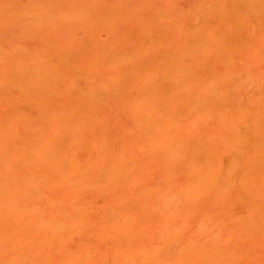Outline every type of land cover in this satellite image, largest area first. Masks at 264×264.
<instances>
[{"label": "rangeland", "instance_id": "374dc122", "mask_svg": "<svg viewBox=\"0 0 264 264\" xmlns=\"http://www.w3.org/2000/svg\"><path fill=\"white\" fill-rule=\"evenodd\" d=\"M224 1L0 0L3 62L43 67L44 58L58 63L56 52L65 57L50 66L46 93L14 84L0 63V174L8 175L0 178V196L12 198L5 208L0 204V264H264V160L252 154L264 146V0ZM224 4L228 11L219 10ZM22 8L20 16L11 15ZM100 13L112 15L111 22L98 21ZM63 14L67 19L58 22ZM143 31L162 39L139 44ZM116 53L123 57L112 67L99 65ZM167 53L176 55L178 70L189 66L195 75L190 83L168 84L158 64ZM197 74L207 78L199 81ZM202 80L211 86L205 93H212L204 98L196 93ZM92 86L97 100L88 103ZM235 110L245 129L262 130L256 143L242 145L251 150V180L262 173L241 189L226 173L219 180L217 170L214 185L191 191L193 174L211 179L212 167L225 169L229 153L236 154L223 148L239 132ZM148 112L179 126L185 121L188 138L185 133L178 143L187 150L206 142L218 150V159L214 151L209 159L197 152L204 159L199 166H212L210 176L204 168V177L194 172L186 146L180 152L178 144L165 148V139L156 143L163 132L150 145L146 134L154 132L141 123ZM51 132L43 157L32 160L43 133ZM90 141L99 147L89 148ZM20 170L36 180L28 182ZM54 176L60 183L52 182ZM55 222L60 228L52 231Z\"/></svg>", "mask_w": 264, "mask_h": 264}, {"label": "bare ground", "instance_id": "6f19581e", "mask_svg": "<svg viewBox=\"0 0 264 264\" xmlns=\"http://www.w3.org/2000/svg\"><path fill=\"white\" fill-rule=\"evenodd\" d=\"M231 2L232 3V1L231 0H228V2ZM237 1V0H236ZM240 1H244V0H240ZM247 1H249V0H247ZM227 1L225 0L224 1V3L225 4H227L226 3ZM236 3H239V0L236 2ZM236 3H233V5H235ZM256 3V2H255ZM225 4L224 5H220V9L219 10H223V9H221V7L222 8H224L225 10L224 11H228L227 9H228V7L229 6H227L226 8L224 7L225 6ZM241 4H242V2H241ZM240 3H239V5H241ZM259 4V2H257V5ZM227 5H229V4H227ZM232 5V4H231ZM235 6H238V5H235ZM259 6V5H258ZM238 7H240V6H238ZM235 8L236 7H234V9H233V11L235 10ZM230 10V9H229ZM231 11V10H230ZM229 11V12H230ZM232 11V12H233ZM219 12V11H218ZM222 14H225V12H223V11H220ZM219 12V15L221 14ZM231 12V13H232ZM10 13H11V15L13 16V17H17V16H20V14L21 13H23V8L22 9H20V10H11L10 11ZM73 13V12H72ZM228 13V12H227ZM226 13V14H227ZM230 13V14H231ZM67 14V13H66ZM103 14V13H102ZM102 14L100 13L99 15H98V17H100L102 20H100V18H98L97 17V20L98 21H101V22H106L107 21V23H110L111 22V19L113 18L112 17V15H110V14H104L103 16H102ZM229 14V15H230ZM65 14H63V16H64ZM75 15V14H74ZM61 16V15H60ZM63 16H61V17H63ZM61 17L59 18V17H57V18H59L57 21L59 22V20L61 21V20H64V19H67V17L65 18V16H64V18H62L61 19ZM227 17L228 16H226V19H227ZM231 17V16H230ZM241 17H243V16H241ZM44 18H46V17H44ZM43 18V19H44ZM69 19V18H68ZM231 19V18H230ZM232 19H234L235 20V18H233L232 17ZM237 20H239V18H236ZM241 20H243V18H240ZM56 20V19H55ZM110 20V21H109ZM234 20H232V21H234ZM51 21V20H50ZM230 21V20H229ZM231 21V22H232ZM58 22H56V23H58ZM242 22V21H241ZM237 23H239V22H237ZM148 38L149 39H157V41H160L161 39H162V35L160 34V33H158V36L157 37H155V38H152V36H150L146 31H143L142 32V36H141V40H140V42H139V44H143V43H146L147 42V40H148ZM64 51H65V54H66V50L64 49ZM58 56V58H57V60H58V63H61V62H63L64 60H65V57L61 54V53H58V52H56V57ZM176 55H174V54H171V53H167L165 56H164V59H161V61H158V64L161 66V67H163V69H164V71L166 72V74H167V76H168V84H170L171 86H173V87H178V86H181V85H183V84H185L186 82H188V83H190L191 81H192V79L194 78V74L192 73V71H191V69L189 68V66L187 67V68H189V69H187L186 67H184V70H178L177 68L178 67H180V66H178V67H174V60H172L174 57H175ZM121 57H123L122 56V54H120V53H116L115 55H110L109 57H108V60L106 61V63H102V64H99L102 68H105V67H112V66H110V64L111 63H116L119 59H121ZM44 58V57H43ZM3 59H4V54H3V52H2V50H0V63L2 62L3 64H4V66H3V71L6 73L7 72V74L8 75H10L11 77H13V79H11V81L14 83V84H16L17 82H19V84L22 86V87H26V88H28L30 91H29V93L30 94H34L35 93V91L37 92L38 90H42L43 91V93H46V92H48V82L51 80V78H52V75H51V73H50V71H51V67L50 66H54L55 64H58L57 63V61H55V62H53L51 59H49V58H44L43 60H41L40 61V63H42L44 66L43 67H36V65L37 64H35V65H32L31 66V63H28V62H23V63H21V62H19L18 60H15L16 62H13V61H10V62H3ZM227 60H228V58H227ZM115 61V62H114ZM113 66H114V64H112ZM202 75L203 74H197V79L199 78V81H201L200 79L202 78ZM203 77H204V75H203ZM207 78V77H206ZM205 77H204V79L203 80H205L206 79ZM202 80V88L201 89H197V91L198 92H196L197 94H198V96H202V94H203V98H204V95H206V94H209V92L211 91L209 88H211V86L210 87H208L207 88V86H208V84H205L206 83V81H203ZM105 82H103V83H101V84H104ZM97 85V83H94V85ZM233 85V84H232ZM98 86H100L99 85V83H98ZM236 86H240V85H237V83H236ZM93 87V86H92ZM93 88H95V89H93ZM93 88H91V90H90V92H88V94L86 93L85 94V98H87L89 101H87V99H86V101L88 102V103H91V100H92V102H95L94 100H93V97H94V99L96 98V100H97V96H95V95H97V94H94L95 92H97L96 91V88H97V86L95 87H93ZM227 88L229 89V87L227 86ZM233 88H234V86H233ZM207 89H209L208 90V93H205L206 91L205 90H207ZM234 90V89H233ZM240 90V89H239ZM49 92H52V90H49ZM94 92V93H93ZM65 93H66V91H65ZM65 93H63V96H65L64 94ZM205 93V94H204ZM211 93V92H210ZM197 94H196V96H197ZM212 94V93H211ZM66 95H68V94H66ZM88 95V96H87ZM87 96V97H86ZM197 96V97H198ZM208 95H206L205 97H207ZM67 96L66 97H64V99H65V101L67 102ZM196 98V97H195ZM203 98H201L200 99V97H198L197 99H196V101L198 100V99H200V100H198L199 101V103L201 104V101L203 100ZM209 98V97H208ZM250 100V99H249ZM149 100H146V102H148ZM149 102H151V101H149ZM203 103H204V101H202ZM195 103V102H194ZM198 103V102H197ZM197 103H196V105H197ZM239 103V102H238ZM151 105H149V104H145L147 107H151L152 106V102L150 103ZM221 104V103H220ZM205 105V104H204ZM239 105L240 104H238V107H239ZM195 106V105H194ZM203 106V105H202ZM201 106V107H202ZM207 106V105H206ZM240 106H242V105H240ZM136 107V106H135ZM153 107V106H152ZM199 107H200V105H199ZM209 107V106H208ZM195 108H196V106H195ZM219 108H221V107H219ZM207 109V108H206ZM245 109V108H244ZM195 110V109H194ZM239 110V112H243V111H241L240 109H238ZM204 111V110H203ZM221 111V110H220ZM245 111V110H244ZM195 112V111H194ZM198 112V111H197ZM200 112H201V109H200ZM205 112V111H204ZM219 112V111H218ZM235 112V118H236V120L237 121H239L240 122V127H238V129H239V132H236L237 134H236V137L235 136H233L234 138H235V140H233V142H231V143H228L227 144V142L225 141V145L223 146V148H224V151H225V149L228 151H230L232 148V150H234V151H236V156L235 155H231V153H229V151H228V153L230 154V157L228 156V160H232V161H229V163H227V165H225V169L223 168V170H224V173H223V170L222 169H220L221 167H216V166H214V167H212L211 165L209 166V167H207V169H209V168H215L214 169V171H213V169L211 170V172H210V170L208 171L206 168H204L205 166H204V164L203 165H201L200 164V166H199V161L201 160V155H200V158H199V153L201 154V153H203V154H205L206 155V157H208V159L211 157V156H215L214 158L216 159H218L220 156H218V152H216V153H218L217 155L215 154V150L216 151H218L214 146L213 147H211V143L209 144L208 142H206L207 143V145H206V143H205V145H203L202 143V145L200 144V142H199V145L197 146L195 143H194V145L195 146H197V147H199L200 145H201V147L202 148H200L199 147V149H197V150H195V147H193L192 149L191 148H189L188 150H189V154H188V156H190V160H191V157H192V162L194 163L193 165H194V167L193 166H191V167H193V168H195V170H194V172H196V171H198V169H200L199 171L201 172L203 169L202 168H204V172L206 173V171H207V173H208V175H207V173H206V175L207 176H210V173H212L211 174V179L209 178V179H207L206 181H204L205 179H206V176L204 175V174H202L203 172H201V174H202V176L205 178V179H203L201 176H199V175H195V174H193L192 175V179L194 180L195 179V182L193 181V180H191L192 181V183H194L193 185H191L192 187H191V191H193V189L192 188H194V190H195V188L198 186V185H200V186H198L197 187V190L196 191H199L200 189H202L203 188V185L204 184H206V183H213V182H215L216 183V180H215V178H216V174L217 173H219V172H221L220 173V177L221 178H219V180H221V179H223V181H224V178L226 177V175H227V178H230V179H233V181H235V179H236V181L239 183V185H242V187H241V189L242 188H244V186H246L247 184H248V182H251V181H254V180H256L255 179V177H257V176H259L260 174H259V172H258V170L260 169H258L256 172H258L257 174H259V175H257V176H255L254 177V179L253 180H251L252 178H253V175L254 174H256V173H252L251 174V176H250V174H249V172L250 171H252V170H254V169H249L250 168V165H251V160L250 159H252V156H251V158H250V156H249V154L250 153H248V152H250V151H246V150H244L243 149V144L246 142V141H248L249 139H251V142H254V143H256V139H257V137H259V136H261L262 135V130L261 129H254V131L253 130H250V128H244L243 126H241V125H243V123L245 124V120L243 121V118H242V115L239 113V112H237L236 110L234 111ZM200 114V113H199ZM215 114V113H214ZM257 114V113H256ZM216 116H218L217 118H218V120H219V122H220V119H221V121L223 120V116L221 115V112H220V114L219 115H216ZM258 116V115H257ZM49 117V115H46V120H47V118ZM145 117V119H144V121L142 122L141 121V123L143 124L144 122V124H146V126H144V128H146L147 127V129L149 128L150 129V131L152 130L153 132H154V135L152 134V133H150L149 132V129H148V132L150 133V137L145 133L146 132V129L145 130H143L144 131V133L146 134V138H148V140L150 139V140H154V138H156L157 137V135H158V133H161V132H163V133H161V135L163 136V134H165L164 136H165V138H163L162 136V138L161 137H157V140H158V138H161L160 139V141L158 140V141H156V143H158L159 142V144H161L162 145V143H161V141H162V139H165L164 140V143L166 142V147L165 148H167L168 146H167V143H171V146L173 145L174 146V149H176V147H175V145L176 146H180V144L178 143L179 142V140L183 137V136H185L184 134L186 133H184V131H186V126L188 127L189 125H187L186 123H184V122H182L183 123V126H184V124L186 125L185 127H183L182 125L181 126H179V125H177L176 123H175V121L174 120H170V119H163V117H161V116H159L158 118H154L151 114H150V112H148L147 113V116H144ZM143 117V118H144ZM203 117H205V116H203ZM208 117V116H207ZM143 118L141 119V120H143ZM235 120V119H234ZM138 121V120H137ZM214 121V120H213ZM216 121V120H215ZM140 122V121H139ZM217 124H218V122H216ZM136 124H138L137 126H140L139 125V123H137L136 122ZM143 124V125H144ZM220 124V123H219ZM143 125H142V127H143ZM143 128V129H144ZM189 128L190 127H188V130H189ZM191 130V129H190ZM143 131H142V133H143ZM188 132V131H187ZM190 132V131H189ZM153 136H152V135ZM155 134H157V135H155ZM189 134V133H188ZM216 134H219V132H217ZM222 134V133H221ZM234 134V133H233ZM41 135H42V133H41ZM53 135V132H51V133H48V134H46V135H44V133H43V135H42V140L40 139L39 141H41V142H39L41 145H39L40 147H39V149H40V152L39 153H36L35 151H33L34 152V158H33V155L31 156L30 155V157H32L31 159L33 160L34 159V161H36V160H38V157L40 158L41 156L43 157V155H41L42 154V150H44V149H46V147H49V143L48 142H50L49 140L52 138L51 136ZM160 135V134H159ZM224 135H226V134H224ZM152 136V137H151ZM182 136V137H181ZM218 136V135H217ZM221 136V135H220ZM232 136V135H231ZM154 137V138H153ZM185 137H187V133H186V136ZM185 137H183V139L185 138ZM228 137V136H227ZM226 137V138H227ZM233 137L232 138H230V139H233ZM180 138V139H179ZM188 138V137H187ZM183 139H181V142L182 141H184ZM220 139V138H219ZM52 140V139H51ZM149 140V141H150ZM228 142H229V140H227ZM96 142H88V147L89 148H91V149H94L95 147H96V145L97 144H95ZM150 143V145L152 144H154V141H150L149 142ZM176 143V144H175ZM185 142H183V144H184ZM191 143V144H190ZM189 144H190V147H192L193 145V143H192V141L190 142ZM178 144V145H177ZM182 143H181V145L182 146H180V152L183 150V148L185 147L186 148V150H187V145L185 144V146L183 145ZM198 144V143H197ZM164 145V146H165ZM192 145V146H191ZM209 145V146H208ZM245 145V144H244ZM203 146H204V148H203ZM208 147V148H206V147ZM99 147V146H98ZM98 147H96V148H98ZM118 147V146H117ZM169 147H170V144H169ZM181 147H183V148H181ZM189 147V146H188ZM196 147V148H197ZM215 148L214 150L212 149V150H210L211 148ZM227 147V148H226ZM95 148V149H96ZM171 148V147H170ZM173 148V147H172ZM171 148V149H172ZM48 149V148H47ZM118 149H120V146H119V148ZM243 149V150H242ZM254 150H253V152H252V154H254V155H258V157L259 158H261L262 160H264V158H262V157H264V146H261V145H256L254 148H253ZM115 150V149H114ZM114 150H113V152H114ZM164 150H166V149H164ZM168 150V149H167ZM185 150V149H184ZM187 150V151H188ZM25 151H27V149L25 150ZM24 151V153H26ZM29 151H31V149L29 150ZM29 151H27V152H29ZM169 151H170V149H169ZM173 150H171V152H172ZM175 151V150H174ZM193 151H195L196 152V155L194 154L195 152H193ZM211 151H214L213 152V154L211 155ZM221 151V150H220ZM32 152V153H33ZM168 152V151H167ZM191 152H193V153H191ZM197 152H199V153H197ZM211 152V153H210ZM115 153L117 154V151H115ZM114 153V154H115ZM185 153H186V151H185ZM223 153V152H222ZM172 154V153H171ZM170 154V155H171ZM179 154V153H178ZM181 154H183V153H181ZM211 156H210V155ZM35 155H38V156H35ZM39 155H41V156H39ZM119 155V154H118ZM194 157H193V156ZM198 155V156H197ZM205 155L203 156V158H206L205 157ZM251 155V154H250ZM260 156H262V157H260ZM37 157V158H36ZM178 157V156H177ZM211 158V160H213L214 158ZM231 157H232V159H231ZM244 157L245 158H247V159H244ZM255 157V156H254ZM196 158H197V160L198 161H196ZM258 158V159H259ZM188 159V160H189ZM194 159H195V161H194ZM207 159V160H208ZM261 159H260V161H261ZM55 160V159H54ZM119 160V159H118ZM118 160H116L117 161V163H115V164H117V167H119V164L118 163H122V161L121 160H119L120 162H118ZM202 160H204V159H202ZM201 160V161H202ZM206 160V159H205ZM206 160V161H207ZM242 161V163H239V161ZM115 161V162H116ZM205 161V162H206ZM210 161V160H209ZM214 161H218V160H214ZM240 161V162H241ZM254 161H256V158H255V160ZM259 161V160H258ZM257 161V162H258ZM7 162V161H6ZM203 162V161H202ZM212 162V161H211ZM190 164H192L191 162H189ZM198 163V165H196L195 166V164H197ZM201 163V162H200ZM214 163V162H213ZM246 163H247V165H246ZM4 164V163H3ZM7 164V163H6ZM6 164L4 165V166H6ZM115 164H113V166L115 165ZM124 164V163H123ZM216 164V163H215ZM256 164V163H255ZM258 164V163H257ZM217 166H218V164H216ZM239 165H240V167H239ZM0 166H1V164H0ZM28 166V165H27ZM27 166L25 167V169L27 168ZM112 166V167H113ZM121 166V165H120ZM198 166V167H197ZM201 166H203V167H201ZM220 166V165H219ZM252 166L254 167V165H253V163H252ZM122 167V166H121ZM124 167V166H123ZM224 167V166H223ZM228 167V171H231V172H233V174L232 173H230V174H228V172H226L227 171V168ZM247 167H249V168H247ZM115 167H113V169H114ZM218 168V169H217ZM257 168H258V166H257ZM24 169V168H23ZM24 169V170H25ZM197 169V170H196ZM255 169H256V166H255ZM27 170H29V168L27 169ZM27 170H25L24 172H25V174L27 173L26 171ZM94 170V169H93ZM92 170V171H93ZM117 169H115V170H113V172H115ZM190 170H191V168H190ZM217 170H220L219 172L217 171ZM222 170V171H221ZM235 170V171H234ZM262 170H264V169H262ZM21 171V170H20ZM23 171V170H22ZM21 171V175L20 176H22L24 173ZM198 171V172H199ZM213 171V172H212ZM249 171V172H248ZM260 171H261V169H260ZM190 172V174H192L191 172L192 171H189ZM193 172V173H194ZM198 172H197V174H198ZM200 172H199V174H200ZM210 172V173H209ZM13 173V172H12ZM17 173V172H16ZM15 173V174H16ZM117 173V176H118V174H119V172H116ZM225 173H226V175H225ZM1 174H2V172H1ZM1 174H0V178H5L6 179V177H8V175L7 176H1ZM24 174V175H25ZM115 174V173H114ZM213 174H214V176H215V178H213L214 176H213ZM221 174H222V176L224 177H222L221 176ZM232 174V176L230 177V175ZM12 175V174H11ZM18 175V174H17ZM30 175H32V174H29V176ZM228 175H229V177H228ZM197 176L199 177V178H201L202 179V181L201 180H199V178L198 179H196L197 178ZM217 176H219V174H217ZM250 176V177H249ZM25 177H27V179L29 178L28 177V175L26 176L25 175ZM24 177V178H25ZM31 177V176H30ZM33 177L34 178H36L34 175H33ZM42 177H44V176H42ZM115 177V176H114ZM16 178V177H15ZM18 178L20 179H23L22 177H19L18 176ZM53 178V181L52 182H55L54 180L56 179V180H59L58 178H60V176H54V177H52ZM4 179V181L6 182V183H9V180H10V177H9V180H8V178H7V180H8V182H7V180H5ZM12 179V178H11ZM20 179V181L23 183V186L25 185L24 183H25V179H23V181ZM30 180H32L33 182H34V180H36V179H32V177L31 178H29ZM28 179V182L30 181ZM217 179V178H216ZM2 179H0V182L2 183L3 182V180L1 181ZM14 180V179H13ZM60 180H61V178H60ZM211 180H212V182H211ZM214 180V181H213ZM16 181V180H15ZM19 181V182H20ZM31 181V182H32ZM20 182V183H21ZM27 182V183H28ZM51 182V181H50ZM199 182H200V184H199ZM201 182H204V183H201ZM1 183H0V185H1ZM5 183V184H6ZM15 184H16V182H14ZM55 183H60V181H58V182H55ZM215 183H213V185L215 184ZM219 183V182H218ZM14 184V185H15ZM191 184V183H190ZM8 186H9V184H7ZM13 185V186H14ZM18 185V184H17ZM202 185V186H201ZM209 185V184H208ZM211 185V184H210ZM209 185V186H210ZM212 185V186H213ZM12 186V187H13ZM19 186V185H18ZM206 186V185H205ZM211 186V187H212ZM3 187V186H2ZM11 187V188H12ZM200 187V188H199ZM226 187V186H225ZM1 188V187H0ZM19 188L20 189H24V188H22V186L20 187L19 186ZM198 188H199V190H198ZM212 188H216V187H212ZM10 189V188H9ZM11 191H12V189H10ZM17 190V189H16ZM203 190V189H202ZM220 190V189H219ZM235 190V189H234ZM8 191V190H7ZM238 191H239V189H238ZM2 192H3V190H2ZM195 192V191H194ZM219 192V191H218ZM233 192V191H232ZM236 192V191H235ZM240 192H242L241 190L239 191V193ZM4 193V192H3ZM12 193V192H11ZM10 193V194H11ZM220 193V192H219ZM0 195H1V193H0ZM1 198H0V204L5 208V205L6 206H8V202H10L11 201V199H10V201H9V199H3L2 201H1V199H2V196H0ZM4 201L6 202V203H4ZM3 204H5V205H3ZM0 205V207L3 209V207ZM260 214L261 213H259V215H257V216H260ZM262 215H264V214H261V216ZM261 216L260 217H258V219H260L261 218ZM262 217H264V216H262ZM258 219H256V221H258ZM262 219H264V218H262ZM261 219V221L262 222H264V220H262ZM260 221V222H261ZM260 222H258L259 224H260ZM261 222V223H262ZM57 222H55L54 224L53 223H51V225H49V229H51L52 231H56L57 229H59L60 228V224L59 223H57V224H59L57 227H56V224ZM257 223V224H258ZM66 225V224H65ZM66 227H68V225H66ZM261 227V226H260ZM57 228V229H56ZM262 228V227H261ZM56 229V230H55Z\"/></svg>", "mask_w": 264, "mask_h": 264}]
</instances>
